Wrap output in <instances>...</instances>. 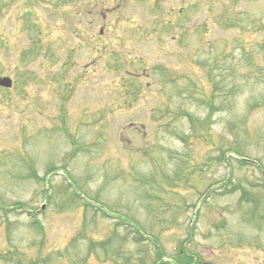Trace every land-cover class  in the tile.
I'll use <instances>...</instances> for the list:
<instances>
[{"label":"rangeland","instance_id":"obj_1","mask_svg":"<svg viewBox=\"0 0 264 264\" xmlns=\"http://www.w3.org/2000/svg\"><path fill=\"white\" fill-rule=\"evenodd\" d=\"M2 77L0 264H264V0H0Z\"/></svg>","mask_w":264,"mask_h":264},{"label":"water","instance_id":"obj_2","mask_svg":"<svg viewBox=\"0 0 264 264\" xmlns=\"http://www.w3.org/2000/svg\"><path fill=\"white\" fill-rule=\"evenodd\" d=\"M11 86L10 80L8 78L0 79V87L9 88Z\"/></svg>","mask_w":264,"mask_h":264}]
</instances>
